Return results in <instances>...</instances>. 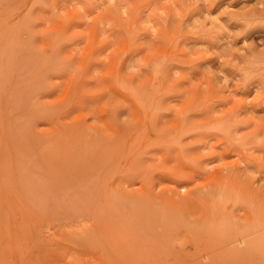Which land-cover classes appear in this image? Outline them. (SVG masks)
Returning a JSON list of instances; mask_svg holds the SVG:
<instances>
[{
  "label": "rangeland",
  "instance_id": "obj_1",
  "mask_svg": "<svg viewBox=\"0 0 264 264\" xmlns=\"http://www.w3.org/2000/svg\"><path fill=\"white\" fill-rule=\"evenodd\" d=\"M0 264H264V0H0Z\"/></svg>",
  "mask_w": 264,
  "mask_h": 264
}]
</instances>
